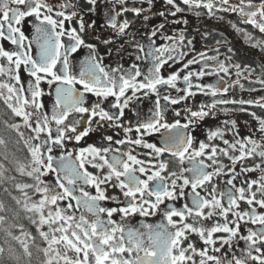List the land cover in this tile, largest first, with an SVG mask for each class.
Listing matches in <instances>:
<instances>
[{"label":"snow or ice","instance_id":"1","mask_svg":"<svg viewBox=\"0 0 264 264\" xmlns=\"http://www.w3.org/2000/svg\"><path fill=\"white\" fill-rule=\"evenodd\" d=\"M154 2L0 0V102L30 156L16 171L33 182L15 188L47 244L45 264H264V95L235 96L264 91V65L252 79L255 69L234 62L226 39L197 51L183 30L166 33L167 17L185 11L236 17L230 27L264 52V0H163L165 22L141 32L135 22L149 21ZM102 12L100 27L112 32L96 37L103 51L86 40ZM197 96L208 99L196 106ZM235 112L255 121L248 135L234 119L196 135L206 120ZM93 133L99 142L81 146ZM157 134L159 144L149 139ZM5 171L0 164V179Z\"/></svg>","mask_w":264,"mask_h":264},{"label":"flooded vegetation","instance_id":"2","mask_svg":"<svg viewBox=\"0 0 264 264\" xmlns=\"http://www.w3.org/2000/svg\"><path fill=\"white\" fill-rule=\"evenodd\" d=\"M144 7L147 8V5L145 4ZM166 9L167 6L163 3V0H155L152 10L146 13L149 16V21L144 22L143 18L141 17L136 20L135 28L139 29L141 32H144L150 30L151 27L154 25H158L162 22H165V17L159 16L158 13L161 11H166ZM128 18L133 19L131 13L128 14ZM91 19H97L98 24L94 32L91 31L89 32V34L86 36V40L90 43H97L101 51H103L105 46L100 45L96 37L98 36L100 39H107L110 36H112V32L110 29H105L103 27H100V25L104 23L103 12L101 13L99 18L92 17ZM228 19L236 20L237 18L228 17L226 20L220 21L217 19H210L206 15L197 17L193 12L185 11L183 13L178 14L177 17H170V16L167 17L166 33L172 35L174 32H179L183 30L184 34L187 37L195 38L194 43L197 51L206 50L209 46L214 45L216 39H221V38L226 39L228 41V46H231L235 52L234 62L240 63L242 66L249 65L251 68L255 69V73L252 79H256L262 74L261 66L264 65V52H262L259 48H253L248 43H246L243 37L238 35L230 27V25L228 24ZM173 20H180V21L186 20L187 23L174 24L172 23ZM145 23L147 24V27H141ZM241 27H249V30L253 32V36L256 39L261 38V34H259L255 30H251L250 26L241 25ZM205 32L211 33V35L207 40H205L202 36V33ZM221 34H223V37H221ZM159 42L160 41H158V43ZM221 51H226V47L222 48ZM84 55H86V50H81L77 59H82ZM214 81H215V77H206L204 80L205 83L214 82ZM242 82L245 83L246 88L255 87L259 89L261 87L259 84L252 85V84H248L247 81H242ZM261 95H264V91L242 92L239 89H237L235 92V96L237 98H245V99L251 97H259ZM94 99H95L94 97H90L89 102L91 103ZM206 99L208 98L203 96H197L194 98V105L198 106L201 101H204ZM0 103L2 107H4L11 115L12 121L9 124L18 122V119L11 114L10 110H8L3 105L2 102ZM45 103H49V99L47 97H45ZM190 105H192V102H190ZM150 107H151L150 102L145 100L144 104L142 105L144 112L147 113ZM228 107H232V106H228ZM250 110L256 111L258 114L262 113V110L260 109L254 108ZM127 118H130L132 120L135 119V117L130 112L127 114ZM226 119H234L237 121V128L241 136L248 135L250 129L255 126V121H252L251 117H249L246 113L235 112L227 116L223 113H218V115L214 119H208L205 122H203L202 125L199 127L198 131L196 132V135L199 137V139H204L206 132L209 128L214 129L216 127H222L223 126L222 121ZM11 130L16 136L15 139V143L17 146L16 152L18 151V153H16L17 161L20 163L27 164L30 161L28 150L24 146V142L23 140L20 139L17 132L13 129ZM20 131L24 132L25 134L24 138L27 139V137L29 136V132L24 128H21ZM227 138L231 139L232 137L229 134ZM99 139H100L99 134L93 133L91 135V138H86V143L84 141L81 142V146H87L88 143H98ZM149 139L154 143L157 144L160 143L159 134ZM9 145H10L9 143H6V146L8 148L3 149V151H5L4 154L2 155L0 154V158H1L0 164H3L4 168L6 169L4 174L6 178L0 180V204L4 205V211H0V216H3L5 218V223L3 224L2 227H0V248L4 249V253L0 255V260L3 258L4 259V260L2 259L3 264H9L11 258L6 257V255L10 256L11 254H15L16 247H18L20 251L19 264H45L47 257H45L43 249L47 247V244L43 240V238L39 236V233L37 232L35 225H33L31 221L28 219V217L31 216L32 214L24 210L23 195L16 190L15 186L14 188H11L10 179H7V177H10V172H11V164H10L11 156H10ZM69 146L71 147V145ZM5 155L8 156V159L4 158ZM256 162L259 161L257 160ZM248 163L249 165H251L253 162L249 161ZM249 175L252 178H256L259 175V173H251ZM17 178H18V182H27V183L33 182L30 178L19 175L18 172H17ZM43 179H45V181L47 182H52L54 181V175L50 174L49 176L44 177ZM12 197H16L21 201V203L19 205L16 204V201ZM33 198L35 199V197ZM153 219L156 220L159 218L157 217ZM139 220L140 218L136 217L133 220V222L136 223ZM5 229L10 230L12 235H9ZM44 230L47 229L45 228ZM23 233H27L28 235L25 236ZM14 236H19L20 240L14 239L13 238ZM194 239H197V243L199 244L198 238L194 237ZM21 241L27 243L31 256L25 254Z\"/></svg>","mask_w":264,"mask_h":264},{"label":"trees","instance_id":"3","mask_svg":"<svg viewBox=\"0 0 264 264\" xmlns=\"http://www.w3.org/2000/svg\"><path fill=\"white\" fill-rule=\"evenodd\" d=\"M11 121H12V119H11L10 113L4 107H2V105L0 103V138H3L6 143L10 144L9 145L10 156H11V158H10V164H11L10 177H15L14 180L10 179V185H11V188H14L15 184L18 183L17 171H16L17 162H18L17 157H16V153H18V151L16 152V147H17L16 143H15L16 136L13 133V131L6 126V122H7V124H9ZM6 143H5V145H0V154L1 155L5 153V151H3V149L8 148L6 146ZM15 166H16V168H15ZM16 251H17L16 255H14V257L11 258L9 264H19L20 251H19L18 247H16ZM2 259L0 260V264H3Z\"/></svg>","mask_w":264,"mask_h":264},{"label":"rangeland","instance_id":"4","mask_svg":"<svg viewBox=\"0 0 264 264\" xmlns=\"http://www.w3.org/2000/svg\"><path fill=\"white\" fill-rule=\"evenodd\" d=\"M6 257H8V258H13V257H14V254H11L10 256H7V255H6Z\"/></svg>","mask_w":264,"mask_h":264},{"label":"bare ground","instance_id":"5","mask_svg":"<svg viewBox=\"0 0 264 264\" xmlns=\"http://www.w3.org/2000/svg\"><path fill=\"white\" fill-rule=\"evenodd\" d=\"M16 253H17V251H16ZM16 253L14 255H16Z\"/></svg>","mask_w":264,"mask_h":264}]
</instances>
